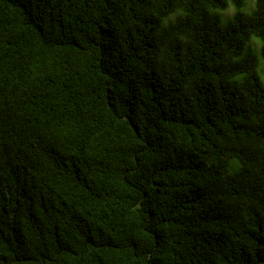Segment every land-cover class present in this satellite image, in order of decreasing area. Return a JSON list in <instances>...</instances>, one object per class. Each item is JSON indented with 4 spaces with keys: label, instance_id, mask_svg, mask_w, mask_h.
<instances>
[{
    "label": "trees",
    "instance_id": "trees-1",
    "mask_svg": "<svg viewBox=\"0 0 264 264\" xmlns=\"http://www.w3.org/2000/svg\"><path fill=\"white\" fill-rule=\"evenodd\" d=\"M0 264H264V0H0Z\"/></svg>",
    "mask_w": 264,
    "mask_h": 264
},
{
    "label": "rangeland",
    "instance_id": "rangeland-1",
    "mask_svg": "<svg viewBox=\"0 0 264 264\" xmlns=\"http://www.w3.org/2000/svg\"><path fill=\"white\" fill-rule=\"evenodd\" d=\"M253 1L254 0H248V7L253 6ZM229 13H231V8H229L228 10H226L224 14L227 15Z\"/></svg>",
    "mask_w": 264,
    "mask_h": 264
}]
</instances>
